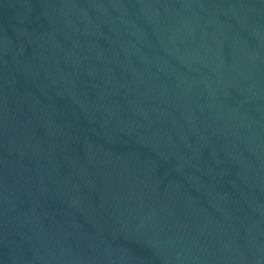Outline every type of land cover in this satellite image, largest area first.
Masks as SVG:
<instances>
[{"label":"water","instance_id":"1","mask_svg":"<svg viewBox=\"0 0 264 264\" xmlns=\"http://www.w3.org/2000/svg\"><path fill=\"white\" fill-rule=\"evenodd\" d=\"M0 264H264V0H0Z\"/></svg>","mask_w":264,"mask_h":264}]
</instances>
